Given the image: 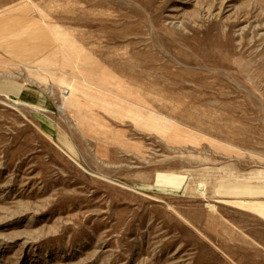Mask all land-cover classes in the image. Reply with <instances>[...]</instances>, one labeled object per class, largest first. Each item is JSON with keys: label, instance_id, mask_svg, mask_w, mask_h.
<instances>
[{"label": "rangeland", "instance_id": "rangeland-1", "mask_svg": "<svg viewBox=\"0 0 264 264\" xmlns=\"http://www.w3.org/2000/svg\"><path fill=\"white\" fill-rule=\"evenodd\" d=\"M0 264H264V0H0Z\"/></svg>", "mask_w": 264, "mask_h": 264}]
</instances>
